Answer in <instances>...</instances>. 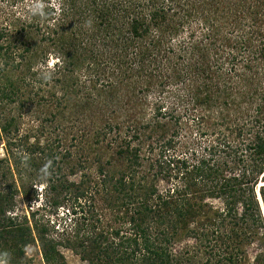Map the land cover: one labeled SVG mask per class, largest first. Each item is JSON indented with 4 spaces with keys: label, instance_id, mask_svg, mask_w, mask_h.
I'll use <instances>...</instances> for the list:
<instances>
[{
    "label": "trees",
    "instance_id": "1",
    "mask_svg": "<svg viewBox=\"0 0 264 264\" xmlns=\"http://www.w3.org/2000/svg\"><path fill=\"white\" fill-rule=\"evenodd\" d=\"M57 1V7L48 10L56 13L58 18L66 17L70 21L75 17L77 23L84 21L88 24L78 32L61 27L60 33L47 37L57 54L47 69L51 71L54 68L53 72L60 74L64 71L63 77L54 81L59 91L50 92L54 96L59 92V104L73 96L75 86L74 96L78 97V93L85 96L78 101V107L87 108L85 104L97 100L100 103L107 101L112 103V111L105 108L101 116L111 112L115 117L116 109L121 107L117 101L119 89L127 90L123 81L128 76L122 72L113 75L114 80H111L114 69L124 64L145 67L144 59H150L148 53L153 47L159 48L156 56L161 50L166 60L171 59L168 53L178 55L176 59L185 58L181 65L170 60L172 67L177 69L173 77L177 82H183L187 90L182 111H177L178 106L163 110L161 98H156L152 118L148 121H141L140 118L134 122L133 117L134 123L128 122L126 126L133 127L131 133L116 140V148L110 157L112 161L108 162L110 167L113 164V171L106 173L104 167H99L103 178L102 182H95V192L101 190L108 196L109 205L113 208L111 217L124 223L125 229L109 225L110 229L105 227L102 231H90L94 235L89 237L93 249L92 252L91 249L86 251L83 239L80 242L84 251L82 256L87 257L89 264H183L192 259L176 255L174 246L184 242L182 250L189 253L195 248L187 242L194 239L195 243L199 241L197 250L200 247L202 250L207 248L205 252L215 250L219 253L213 264H264V250L257 253L251 263L245 262V253L241 250V246L254 236H264V232L260 233V229L264 230V183L259 186L258 192H255L254 186L258 174L263 173L264 177V82L261 81V78L264 80V0ZM204 7L208 8L207 13L203 11ZM218 13L220 15L216 20L214 15ZM193 19H200L206 28L198 39H193L192 31L186 33L188 26L185 28V25H190ZM230 20L235 22L231 30L225 25ZM37 27L35 25V29ZM174 37H179L177 48L183 55L172 46L163 44L167 38L168 41ZM135 42L145 47L140 45L137 52L141 53L142 48L148 55L141 53L131 62L114 58L115 52L135 50ZM22 64L11 59L10 66L6 65L3 69L5 71L9 66L11 70L19 68L20 72L15 77L6 75L0 99H20L19 92L26 81L24 70L30 68L25 63L26 69H23ZM85 65L95 73L89 79L88 87L66 75L69 70L73 72L74 68ZM163 65H158L159 71L157 66L149 68L147 75L140 71L145 82L141 80L143 88L139 90H149L152 78L156 74L157 77L161 75ZM99 69H107L111 75L106 78L104 89H98L103 84L96 89L95 97L93 90L101 80V74L97 72ZM213 75L217 78L214 79ZM192 76L203 79L195 89L188 88ZM141 83L133 81L127 84L130 94L123 103L126 107L134 106L139 98H146V94L133 98L135 88ZM162 83L159 81V85H164ZM236 95L239 102L251 104L256 98L260 103L255 105L254 113H248L247 109L242 111L243 114L236 113L232 104ZM198 108L203 113L199 117L190 113L189 109L195 112ZM232 109L236 113L233 121L229 117L233 114L230 112ZM202 110L211 112L204 115ZM191 118L197 121L199 118L206 119L205 122L213 118L214 121L209 123L211 131L200 133L199 136H206L205 142L195 139V144L189 142L185 151L178 152L174 149L176 136L185 127L192 133ZM240 118L244 120L241 125L237 121ZM108 120L103 131L119 127L118 122L111 123V118ZM15 123L13 118L2 122L0 134H9ZM230 123L234 125L233 129ZM140 125L148 128L147 136L140 131ZM222 125L225 130L235 132L237 138L244 132L252 137L236 143L230 138L232 136L224 134ZM168 132L170 134L165 138ZM155 142L158 151L151 155ZM144 146L148 154L141 153ZM149 160L144 172L141 169L143 161ZM151 168H154L152 172ZM49 181L45 182L46 187L56 195L61 190H67L68 186L80 190V195L75 194V198L85 194L82 184ZM160 181L164 185H159ZM21 192L27 195L24 189ZM216 199L220 201V206L214 204ZM52 203L54 206L59 204L57 200ZM11 204L10 193L0 192V259L7 264H22L23 247L31 240V229L17 224L15 218L6 214V207ZM70 214L75 216L78 212L72 207ZM38 231L41 232L39 245L44 264H65L61 262L54 240H46L45 229ZM195 256L191 253L193 259ZM180 257L183 260H179ZM208 260L198 264H209Z\"/></svg>",
    "mask_w": 264,
    "mask_h": 264
},
{
    "label": "rangeland",
    "instance_id": "2",
    "mask_svg": "<svg viewBox=\"0 0 264 264\" xmlns=\"http://www.w3.org/2000/svg\"><path fill=\"white\" fill-rule=\"evenodd\" d=\"M57 3V0H0V73L2 71L0 75V92L5 86L6 75L15 77L20 72L19 68L17 70L10 69L11 59L16 62L21 61L23 69H26L25 63L30 65L29 70H24L26 81H24L25 84L19 92L20 99H14L13 101L0 99V124L10 118H13L16 122L12 124L9 134H0V192L2 194L10 193L12 196V204L6 207L8 209L6 214L15 218L17 224L28 226L31 229V240L23 247L22 264H44L39 245L41 232L38 230L41 228L45 229L43 234L46 236V240H54L61 256V262L63 261L65 264H89L87 257L82 256L84 251H82L80 242H83L84 239L83 244L86 251L91 249L92 252L93 245L90 243L89 237L94 235L90 231L98 232V229L102 231L105 230V227L110 229L109 225L118 227L121 230L125 229L124 223L112 218L113 208L109 205L108 196H105L101 190H99V193L95 192V182H102L101 179L103 178V174H100L98 169L104 167L106 173L113 171V164L110 167L108 162L112 161L110 157L113 156V151L116 148V140L119 141L124 135L131 133L133 127L126 126L128 122H133V117H135L134 122L140 118L141 121H148L152 118L154 113L153 101L156 98H161L160 101L163 104L161 109L168 111L178 106L176 109L180 112L187 96L185 84L177 82L173 77L174 71L177 69H175V66L172 67V63H170L172 59V62L175 63L176 61V64L181 65L185 58L176 59L178 55L168 53L171 59L166 60L161 50L156 56L159 49L157 47L156 49L153 47L152 50L154 51L151 50L148 53L149 55L144 54L146 51L143 52L142 48L145 47L142 43L135 42L133 44L136 47L135 50L115 52L113 56L116 60L123 59L131 62L143 53L150 58L144 59L145 67L142 68L140 64V68L139 66L132 67L124 64V66L114 69L112 75L108 72V68L97 71L101 74V80L96 83L97 86L93 90L94 95L101 84L103 85L98 89L105 88V81L109 75L112 76L111 80H114V76L120 75L122 72H125V75L128 76L123 81V85L127 90L119 89L120 93L117 101H119L121 107L116 109L115 117L111 112L107 116H101L103 109H112V103L109 104L107 101L100 103V100H97L85 104L84 106H87V108L78 107V101L85 99V96L78 93V97H75V93H73L77 89L75 86L72 91L73 96H69L68 100H63V103L59 104V92L55 96L50 92L59 91L58 84L54 81L58 77H63L64 71H60V74L58 71L53 72L54 68H51V71L47 69V66L51 67L57 55L53 50V44H50L47 37L51 34L55 36V34L60 33L61 27L73 28L74 31L78 32L79 29H82L85 25L88 26V24L84 21H82V24L77 23L75 17L74 20L72 18L70 21L66 17L64 19L63 17L58 18L56 13L48 10V8L57 7ZM207 9L204 7L203 11L207 13ZM209 11L212 12V10ZM219 15L220 13L217 16L214 15V19L217 20ZM35 25H38L37 29H35ZM225 25L227 29L231 30L235 22L230 20ZM187 26L186 33L192 31L193 39H198L206 31L205 25L200 19H193L190 25H185V28ZM167 39L163 44L169 47L172 46L177 53L183 55L181 51L178 52L177 48L179 37H174L168 41ZM5 45L6 50H4ZM140 45L142 47L140 48L141 53H138L139 49L137 47ZM195 54L196 56L199 55ZM23 56H25L24 59ZM160 63H164V67L161 68L162 72L160 71L161 75L157 77L158 74H156L152 78L151 87L146 84L149 90H139L140 87L143 88L141 85L145 82L141 72L147 75L148 69L151 70L153 66H157L156 69L159 71L158 65ZM6 65L9 66L4 71ZM166 68L167 70H165ZM72 71L69 70L66 75L71 76V78L74 77L76 83L77 80L85 83L86 87L90 85L89 79L95 74L86 65L74 68ZM213 78L217 77L213 75ZM257 78L259 79V77ZM133 81L141 83L135 88L133 98L139 95L142 97L143 94H146V98H139L134 106L126 107V104L123 103H125V99H129L128 95L130 94L128 93L127 84ZM159 81H163L162 84L164 85H159ZM261 81L264 82L263 78H261ZM201 82H203V79L194 77L190 80L188 88L195 89ZM239 101V96L236 95L232 104L235 107L234 111L241 114L245 109L250 114L254 113L255 105L260 103L256 98L253 99L252 104L241 101L244 103L239 105L241 103ZM189 110L197 117L203 114L200 113L199 108L198 111L194 110L195 112ZM202 111L205 113L204 115L211 112ZM230 112L233 113V109ZM236 113L229 115L231 121L235 119L234 114ZM109 118L112 119L111 123L118 122L119 127L114 126L111 131L107 128L103 131L104 123L110 121ZM205 120L199 118L197 121L191 118L189 123L191 124L192 133L186 131L188 130L186 127L185 130L180 131L176 136L177 142H175L174 149L183 152L189 146L188 143L194 142L195 139H199V142H205L206 136L199 135L203 130L208 133L211 131L209 123L211 124L214 119H207L206 122ZM237 121L241 125L244 120L240 118ZM142 125L139 126V129L145 133L144 136H147L146 131L148 133L149 130L148 128L144 129ZM230 125L233 129L234 125L232 123ZM223 126L224 134L232 136L230 138L236 143L239 140L243 142L242 139L252 137L251 134L247 135L248 133L245 134L244 132L237 138L235 132L225 130ZM169 134L170 132L166 134L165 138ZM147 141L149 140L147 139ZM154 145L155 148L151 155H155L158 151L157 143L155 142ZM141 153L148 154L145 151V146L142 147ZM148 163H150V160L149 162L143 161L144 166L141 169L144 172L147 171ZM260 165L259 162L258 166L260 167ZM153 170L154 168H151V172ZM256 179L254 186L255 192H258L259 186L264 183L263 173L258 174ZM48 180L57 184L59 182L82 184L85 194L82 197L75 198L74 195L79 194L80 190L77 191L74 186H68L67 190H61L56 195L54 191L51 192L50 189H47L45 182ZM158 183L164 185V182L160 181ZM23 189L27 195L22 194ZM54 200L59 202L58 206L53 205L52 201ZM214 204L216 206L221 205L217 199L214 200ZM72 207L78 212L75 216L70 214ZM238 208L240 210V206ZM97 218L99 221H97ZM263 232L264 230L260 229V233ZM187 243L195 248L190 249L189 253L184 249L182 250V247L185 246L184 242H178L174 246L176 255L192 259L191 262L187 261L183 264H198L200 261L201 263L205 262L206 259H209V264H213L218 259L219 253L215 250L205 252L204 250L207 248L202 250L200 247L197 250L199 241L195 243L194 239H189ZM241 247L242 253H245V262L251 263L255 255L258 256L257 253L264 250V236H254L250 242ZM191 253L196 254L194 259L191 257ZM179 260L183 259L180 257ZM0 264L7 263L1 258Z\"/></svg>",
    "mask_w": 264,
    "mask_h": 264
}]
</instances>
